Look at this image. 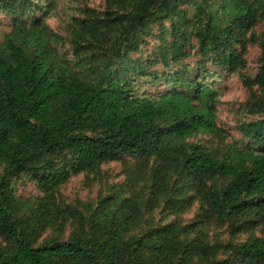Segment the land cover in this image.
<instances>
[{
  "label": "trees",
  "instance_id": "obj_1",
  "mask_svg": "<svg viewBox=\"0 0 264 264\" xmlns=\"http://www.w3.org/2000/svg\"><path fill=\"white\" fill-rule=\"evenodd\" d=\"M106 3L100 16L84 9V18H72L69 58L57 49L64 39L46 22L54 2L44 9L36 0H0V10L12 16L0 45V264H264V237L211 245L190 238L194 224L155 225L147 218L160 206L158 194H169L175 205L194 191L235 233L264 226V96L253 91L254 83L264 89V32L252 39L261 41L262 66L255 82H245L253 99L249 110L258 116L240 126L245 146L233 141L219 153L189 142L203 135L226 141L229 134L217 123L220 90L180 67L189 56L185 43L194 38L202 54L217 52L229 72L244 70L246 62L230 46L246 40L264 0ZM174 19L165 32L162 22ZM156 22L163 32L160 64L169 71L163 75L132 57L153 36ZM158 63L150 59L148 65ZM145 80L173 87L139 94ZM125 157L139 160L140 172L152 162L147 199L138 177H129L140 174L127 169V181L89 215L56 203L55 192L72 177L98 173ZM24 177L42 192L33 203L18 195ZM70 225L76 228L68 239L37 244L45 231L63 235ZM221 252L233 255L219 259Z\"/></svg>",
  "mask_w": 264,
  "mask_h": 264
},
{
  "label": "rangeland",
  "instance_id": "obj_2",
  "mask_svg": "<svg viewBox=\"0 0 264 264\" xmlns=\"http://www.w3.org/2000/svg\"><path fill=\"white\" fill-rule=\"evenodd\" d=\"M40 3L39 7L49 9V3L54 2V9L46 18L47 24L50 28L64 39V43L58 45L57 49L62 54H67L72 58V37L67 30V26L71 24L72 18H84L82 13L84 9H90L97 15L104 14L107 10L106 0H36ZM214 1V0H212ZM223 5V4H222ZM184 12H188L192 17V9L190 7L182 8ZM220 13V12H219ZM42 12H30L25 19L30 20L36 16H41ZM177 19L167 20L162 22L165 32L171 31ZM12 24V16H9L0 10V45L3 43L5 35L9 33ZM162 25L158 22L153 24L152 37L147 38L146 44L141 48L139 53L132 57L135 60H140L146 69L151 73L158 71L159 75L168 73L160 64V55L157 52L162 42L161 31ZM264 32V10L260 13L253 30L248 33L246 40L243 42H234L230 46L231 53L235 56L241 57L246 62V68L231 73L222 66V60L217 52L210 54H202L199 51L197 41L192 38L185 43V52L189 55L183 60L180 67L188 66L193 75L206 79L217 86L221 92L220 103L218 105V125L224 129L229 138L226 141L218 139H211L209 136H196L189 140L191 143L205 144L211 149H216L215 152L221 153L225 144L237 141L241 146H245L248 142L241 133L240 126L243 123H249L258 119V116L251 113L249 105L253 101L250 96L249 89L245 85L247 80L255 82L259 76L261 69V55L262 48L261 41L254 42L253 34L260 38ZM236 40V33L233 36ZM167 40H171V35L166 36ZM151 60H157L159 63L155 66L148 65ZM174 70V69H173ZM162 79V78H161ZM160 79V80H161ZM158 82V81H157ZM153 84L146 80L140 82L138 92L139 94H161L171 89V85L167 88L166 81L162 80ZM142 86V87H141ZM253 91L256 96H264V89L259 84L254 83ZM150 166L143 170L139 160L125 157L120 162H112L101 167L98 173H82L72 177L67 183L62 185L55 192L56 203L61 208L69 206L78 209L80 212L89 215V210L96 209L98 203L106 196L114 193L112 190L114 186L127 181V178L138 177V189L144 191L143 194L146 199L149 196L151 189ZM131 173L138 172L139 176H129L126 170ZM211 183L208 184L210 186ZM17 192L19 197L25 201L33 203L35 200L42 197V192L35 183L28 177H24L17 182ZM138 192V190H137ZM172 193V192H171ZM160 202L159 208H155L153 213L147 215V218L153 220L152 224L165 225L176 222L182 226L196 225L195 234L190 238L193 239L201 236L205 242L216 244H239L249 240L252 237H264V226H260L253 232H239L229 227L227 224L219 223L215 217L211 215L208 208L202 204L203 197L194 191H187L186 195L181 197L177 204L171 205L170 195H157ZM69 224V223H68ZM75 225H70L62 235L58 229H49L45 231L38 241V245L44 243L46 240L60 237L66 240L75 230ZM4 245L0 240V246ZM231 252H221L219 259L231 257Z\"/></svg>",
  "mask_w": 264,
  "mask_h": 264
}]
</instances>
